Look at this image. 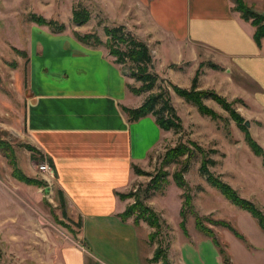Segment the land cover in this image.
Here are the masks:
<instances>
[{
    "label": "rangeland",
    "instance_id": "1",
    "mask_svg": "<svg viewBox=\"0 0 264 264\" xmlns=\"http://www.w3.org/2000/svg\"><path fill=\"white\" fill-rule=\"evenodd\" d=\"M246 1L253 10L264 14V0ZM103 2L0 0V264H63L61 248L72 244L79 231L74 223L76 218L68 212L72 220L62 215L53 180L47 182L38 170L41 162L31 158L24 136L31 67L33 75L37 63L58 72V64L65 65L68 61L65 47L74 38L36 24L31 14L64 23L68 34L73 30L93 32L105 40L103 27L116 22L106 12ZM232 6L234 9L235 4ZM73 8L88 9L89 20L82 25L73 22ZM37 45L45 48L42 57L36 52ZM166 56L172 61L177 58L171 53ZM214 59L225 64L222 58ZM211 63L215 62L202 59L194 65L185 61L170 71L153 65L151 70L160 79L151 90L137 95L138 102L142 103L149 94L159 90L168 92L182 127L177 132L163 131L158 145L143 163L136 165L137 170L133 169L122 200L125 208L142 202L155 213L156 220L151 218L155 221L153 226L148 214L147 221L140 218L135 223L143 225L144 228H138L139 241L144 248L146 243L149 245L152 256L160 247L171 264L170 246L175 241L176 244L185 242L188 244L180 249L183 264L199 261L220 264L211 248L215 245L213 238L218 242L215 247L225 264H264V229L248 211L211 186L199 171L202 160L206 159L211 175L228 183L264 216V108L258 106L264 107L263 99L253 93L254 85L235 71L224 66L213 68ZM197 70V90L213 91L223 97L240 115L241 125L212 98L203 97L202 101L216 113L214 117L201 114L194 104L173 91L169 83L191 89ZM123 71L129 86L139 85L126 66ZM128 91L135 95L130 87ZM245 120L249 122L248 127L244 125ZM247 133L261 147V155L249 146ZM179 143L187 145L188 156L170 160L172 148ZM15 168L43 184L24 183L15 176ZM134 216L130 217L132 221ZM175 252L176 264H181L179 250Z\"/></svg>",
    "mask_w": 264,
    "mask_h": 264
},
{
    "label": "crops",
    "instance_id": "2",
    "mask_svg": "<svg viewBox=\"0 0 264 264\" xmlns=\"http://www.w3.org/2000/svg\"><path fill=\"white\" fill-rule=\"evenodd\" d=\"M103 3L113 22L128 26L147 43L155 65L170 71L185 61L196 65L211 59L252 83L264 106V39L260 46L255 43L254 26L239 17L232 0ZM66 30L61 33L73 37ZM44 51V46H36L39 57ZM65 53L68 61L55 66L58 72L37 63L33 75L31 67L24 115L26 144L50 161L52 185L62 192L69 215L80 217L76 240L61 248L62 263L156 264L150 261L149 245L140 244L138 228L143 225L120 218L126 203L118 193L129 185L133 165L146 160L163 131L152 115L128 120L123 107L141 102L129 93L126 74L104 48L74 38ZM166 53L177 58L168 60ZM186 244L175 241L170 246L171 264H176L175 250L180 254ZM211 248L224 264L215 245Z\"/></svg>",
    "mask_w": 264,
    "mask_h": 264
},
{
    "label": "trees",
    "instance_id": "3",
    "mask_svg": "<svg viewBox=\"0 0 264 264\" xmlns=\"http://www.w3.org/2000/svg\"><path fill=\"white\" fill-rule=\"evenodd\" d=\"M232 1L235 4L234 10L239 13V17L243 20L250 21V23L254 26L255 29L253 32V39L255 43L260 46L261 41L264 39V14L253 10L244 2V0ZM89 18L90 11L88 9H72L73 22L82 25L86 23ZM31 20L38 25L49 28L53 33H61L67 29L64 23L57 24L55 20L46 19L43 16L31 14ZM103 31L106 37L105 40L93 32L79 33L78 31L73 30L72 34L76 40L85 45L91 46L93 48H104L112 58L113 62L116 65H119L122 70L123 66H126L131 78H134V80L140 82L138 86L131 87L128 85L135 95H139L143 92L151 90L156 85L160 77L156 72L151 70L154 65L153 56L147 43L141 38L137 37L130 29L125 27L124 24L114 23L110 26L105 25L103 27ZM210 65L213 68H219V66L215 63H211ZM197 79L198 70L195 71V75L193 76L191 89H184L176 86L173 83H169V85L175 93L183 97L187 102L194 104L201 114H206L211 117L216 115V113L210 107L206 106L202 101L203 97H210L217 101L224 109L228 110L232 117L238 122V124H240V115H238L231 108L229 103L223 97L213 91L197 90ZM123 111L127 115L129 121H134L147 115H152L155 119V122L162 131L173 129L177 132L182 127L180 118L177 115L175 108L170 103L168 92L166 91L159 90L158 93L149 94L139 106L133 108L123 107ZM242 128L245 129L244 127ZM247 139L253 152L257 155H261V147L250 137L249 133H247ZM191 144L199 148L196 142L191 141ZM25 147L31 152V158L34 161H46L49 163V165H51L50 161L45 158L44 155H42L35 147L29 144H26ZM171 152L172 153L170 157H173V159L170 160H177L181 156H188L190 150L184 143H179L172 148ZM205 160L206 159L202 160L199 171L201 174L206 176L207 182L211 186L218 189L233 204L248 211L254 218L257 219L261 228L264 229V216L261 211L251 201L239 196L228 183L222 182L218 178L211 175L206 168ZM132 168L134 171L137 170L135 165H133ZM14 172L15 176L26 184L39 186L43 184V181H39L34 177H30L16 168ZM177 184L181 185V183L178 181ZM57 196L59 206L62 209V215L66 218H69L67 216L65 200L60 190L57 191ZM118 196L123 199L126 195L125 193H118ZM135 212H138V214L134 216ZM147 214L150 215L148 218H150V224L153 226L155 221H153L151 218L156 220V215L142 202L127 206L124 211L119 214V216L122 220H127L128 218L134 216L133 221L136 223L140 218L147 221ZM69 220L72 219L69 218ZM74 223L78 228H80V217H78ZM212 241L213 244L218 245V242L215 239L212 238ZM161 260L163 262L159 263ZM150 261L156 264H170L166 258L165 250L160 247L157 248L154 255L150 258ZM223 263L225 264L224 261Z\"/></svg>",
    "mask_w": 264,
    "mask_h": 264
},
{
    "label": "built area",
    "instance_id": "4",
    "mask_svg": "<svg viewBox=\"0 0 264 264\" xmlns=\"http://www.w3.org/2000/svg\"><path fill=\"white\" fill-rule=\"evenodd\" d=\"M38 170L42 172L45 180L48 182L52 179H54V170L51 165H49L48 162L43 161L40 164H38Z\"/></svg>",
    "mask_w": 264,
    "mask_h": 264
},
{
    "label": "water",
    "instance_id": "5",
    "mask_svg": "<svg viewBox=\"0 0 264 264\" xmlns=\"http://www.w3.org/2000/svg\"><path fill=\"white\" fill-rule=\"evenodd\" d=\"M244 125L247 126V127L249 126V122H248V120H245V121H244Z\"/></svg>",
    "mask_w": 264,
    "mask_h": 264
}]
</instances>
